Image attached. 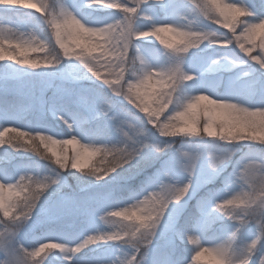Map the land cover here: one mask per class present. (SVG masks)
I'll use <instances>...</instances> for the list:
<instances>
[{
	"label": "snow or ice",
	"instance_id": "6c2138e0",
	"mask_svg": "<svg viewBox=\"0 0 264 264\" xmlns=\"http://www.w3.org/2000/svg\"><path fill=\"white\" fill-rule=\"evenodd\" d=\"M178 2L179 0H167L165 4V0H131L129 5L128 0H83V4L78 7L60 3L57 11L56 8L50 7L49 0H0V7L14 9L24 5L26 9L42 12L43 19L53 24L70 23L75 16L85 20L89 27L102 30L106 37L100 42L105 45L104 54L97 52V41L89 39L84 51L79 53V59L71 55L64 57L77 60L86 70L87 77L99 82V90L95 95L84 90L77 92L73 98L70 91H61L46 102V110L63 124L67 131L52 132L46 124H40L27 133L19 131L27 128L20 125L19 121L27 111L28 105L22 99L3 98L0 99V128L6 132V125H15L12 132L16 135L12 139L16 143H12V139L5 141L4 132H0V146H10L13 151L24 149L37 153L39 143L32 142L37 133H51L50 136L53 137H79L80 141H84L94 151L102 148L106 154L115 156L112 166L94 172L97 182L106 179L113 182L120 179L122 171L126 170L125 165L140 168L142 162L158 159L156 154L171 147V138H198L196 151L181 147L175 157L162 162L160 168L141 181L136 191L142 199L135 198V193L131 198L135 200L131 205L135 209L134 212L154 200L159 203L152 220L145 221L143 216L134 217L132 220L138 224L137 232L140 228L148 229L145 238L140 244H129L132 252L127 255V259L105 261L103 264H185V256L193 252L188 246L189 242L197 247L201 244L213 246L200 248L196 258L202 253H208L218 264H226L231 240L249 224L254 226V234L244 241L255 240L256 245L251 250L248 264H260L261 257L264 256V156L258 161L254 158L255 150L250 149L248 159L239 162V166H234L232 172L225 174V170L237 151L233 145L239 142L264 145V134L259 130L253 131L264 126V80L254 78L245 97L233 94L210 95L207 91L200 90L201 73L189 71L184 65L189 50L203 44L214 46L217 50L233 52L231 57L217 56L211 60L207 70H214L213 66L219 67L220 60H229V66L253 62L264 69V0H259L258 5H250L249 0H235L224 5H221L219 0H186V13L181 14L180 19L174 18L172 11ZM95 9H112L114 14L106 22L96 25L88 22L90 12ZM189 16L216 23H221L223 18V27L230 29L231 35L221 34L219 39L210 41L207 39L205 28L192 27ZM181 19L186 23H182ZM215 31L219 32V29ZM162 32H176L188 43L181 48L167 40L160 42L165 45L162 53L165 61L154 66L143 57L135 41L153 40V37L156 40L160 37L162 40ZM258 34L261 41L260 50L253 52L256 47L255 37ZM242 40L246 42H241ZM4 44L5 38L0 34V61H15L14 64L30 69L56 66L50 62L37 67L34 60L19 59L31 47V41L20 39L15 44L20 52L19 57L6 53ZM218 44L223 47H217ZM107 53H119L124 63L128 56L134 55L145 67L152 68L153 71L145 72L137 78L121 68L118 83H114L117 77L106 71L107 63L113 62ZM244 75L248 73L245 72ZM189 81L193 82L191 86L195 90L194 94H181L183 86ZM121 87L126 89L123 98L119 96ZM103 89L119 98V112L114 111V102ZM213 102L230 105L238 103V114L227 112L222 106L213 105ZM72 104L77 107L72 108ZM153 104L156 105L152 109L153 114L141 111V108H148ZM129 105H133L139 112H134ZM201 113L205 118L203 121L199 119ZM102 118L105 125L96 124L94 127L93 122ZM173 121L177 123H172ZM217 125H220L219 129ZM109 131L119 138L117 142L101 139ZM152 133L167 138L169 142L150 144ZM159 133L164 135L160 136ZM224 133L227 135L224 136ZM25 136L29 138L26 142ZM149 146L153 150L152 153L145 154L140 160H134ZM89 155V150L85 149L76 158L77 163L87 162ZM201 158L207 160L206 166L200 164ZM9 160L10 156L6 152L0 154V211L8 218L4 221V231L0 232V264H42L43 258H34L40 256L45 249L49 250L45 252L46 257L58 250L65 264H79L73 261V256L85 248L107 242L124 244L123 241L129 239L128 233L109 229L88 232L73 244L63 241L57 232L58 221L62 216L78 214L82 219L94 217L105 220L109 214L115 212H108L107 209L119 208L124 202L114 198L111 193L99 198L95 206H84L76 198L63 194L58 200L51 201V197L59 192L60 174L64 171L76 172L75 169L66 168L64 162L60 161L55 164L54 169H50L52 174H33L25 167L13 176L8 168ZM176 168L185 174L184 179L176 180L172 177V171ZM218 178L220 185L215 186ZM11 181H15V184ZM53 185H57L56 189L52 188ZM5 188L9 190L10 196L13 194V188L18 189L15 195L20 196L23 193L22 198L6 200ZM21 201L23 211L19 210ZM193 201L194 203L190 204ZM236 208L246 210L239 219L231 215V211ZM39 214L44 215L48 221V225L39 232V239L61 242L40 243L39 246H46L44 248L23 242L21 233L23 231L27 236V229L33 232L31 241L38 242L35 239L38 225L35 218ZM223 220L229 221V224H221L219 235L215 232L209 235L212 226ZM137 232L131 234L133 240L137 239ZM192 233L199 235L197 237Z\"/></svg>",
	"mask_w": 264,
	"mask_h": 264
},
{
	"label": "rangeland",
	"instance_id": "374dc122",
	"mask_svg": "<svg viewBox=\"0 0 264 264\" xmlns=\"http://www.w3.org/2000/svg\"><path fill=\"white\" fill-rule=\"evenodd\" d=\"M119 2V0H116ZM129 5H131V0H128ZM221 5L230 4L235 2V0H219ZM69 4L73 7H78L83 4V0H49V5L52 8H56L59 11V4ZM167 4V0H165ZM250 5H258L259 0H249ZM20 8H4L0 7V34H3L5 38L4 51L8 54L20 56V52L16 49L15 44L20 41L17 37L24 33H32L40 39H50L51 28L46 24L45 20L41 16L42 12H35L34 10L26 9L24 5L19 6ZM187 3L186 0H179L178 5L172 10L174 18L180 19L181 14L186 13ZM18 10V11H17ZM258 10V9H257ZM16 12V13H13ZM114 14L112 9H95L90 12L88 16V22L99 25L107 20H109ZM31 15V16H30ZM159 15V12H157ZM192 21V27L194 29L198 28H213V30L219 29L220 34L231 35V30L223 27L222 19L221 23H216L215 21H204L201 18L189 16ZM182 23L186 21L181 19ZM210 23L211 25H209ZM139 26V25H138ZM187 30V29H185ZM166 40L169 39L171 33L162 32L160 34ZM27 39V36L24 37ZM145 40L135 41L137 47L140 49L141 54L147 60L148 63L152 65H158L165 61L163 49L165 45L161 44L160 41L156 40L155 37ZM246 42V41H241ZM260 36L259 34L255 37V45L253 52H258L260 50ZM235 43V41H233ZM217 47H223V45H216ZM237 51L240 49L237 46ZM237 52V54H238ZM243 55V53H241ZM233 55L232 51L229 50H217L214 46H205L201 45L198 48L191 49L186 54L185 65L184 67L192 72L201 73V88L200 90L207 91L210 95H226L233 94L241 97H245L249 93L251 81L259 77L261 80H264V69H261L259 65L249 62L244 65H235L229 66V60H220L218 61L219 67L213 66L214 70H207L209 68L210 61L215 59L217 56L231 57ZM29 59H36V55L33 53L29 54ZM246 59V58H245ZM15 61H0V99H22L26 105H28L27 111L24 113L22 119H20L19 124L26 126L27 128H22L19 131L29 132L32 128L37 127L40 124H46L50 131L56 133L66 132L67 129L63 124L58 122L47 110L46 102L49 101L54 95L58 94L61 91L71 92L72 97H75V94L80 91L86 90L89 94L95 95L99 90V82L94 78L89 79L86 75V70L82 65L79 64L74 58L63 59L59 65L54 67H41L38 69H30L26 66H20L14 64ZM103 74V69H101ZM247 72L248 75H244ZM191 81L186 82L181 90V94H194L195 90L192 88ZM105 94L114 102L115 109L114 111H120L119 98L111 95L107 89H103ZM127 104V102L125 101ZM72 108L77 107L76 104L71 105ZM125 107H127L125 105ZM134 112H139L138 109H135L133 105H129ZM167 111V110H165ZM141 115H143L141 113ZM171 115V113H169ZM199 119L203 121L205 118L203 113L200 114ZM132 123V121H130ZM96 124L100 126L105 125V120L102 118L99 121H94L93 126ZM8 131L4 132L3 128H0V132H4L3 139L5 141L12 139L16 134L12 132V129L15 125H6ZM151 127V125H149ZM202 128V123L200 125ZM49 135L51 133H48ZM29 138L25 136V142ZM54 139L57 140H69L70 136L59 135L55 136ZM79 140V137H77ZM101 139L115 143L119 139L114 133L109 131L107 135L101 137ZM84 143V141H80ZM85 142L86 138H85ZM169 142L167 138L159 137L154 133L150 134V144L151 143H164ZM171 147L165 149L163 152L156 154L158 159L144 163L140 168H130V165H125V171H122L120 179L113 182L105 181L97 182L94 177L85 176V175H76L68 177L65 172L60 174L58 178L59 192H56L55 195L51 197V201H56L59 199L60 195H68L79 200L84 206H95L98 199L103 197L106 193H111L114 198L120 199L124 203H121L119 208H109L108 212L127 209L130 213L134 212L135 209L131 207L135 203L133 194L135 193V198L142 199L137 193V189L141 181L147 177L151 176L158 168L161 167L162 162L169 160L170 157H175L177 150L181 147L186 150L196 151V145L198 144V138H187V137H174L171 138ZM12 143H16L12 139ZM119 146V145H118ZM41 150L43 146L41 145ZM73 145H69V151ZM233 147L237 148V151L234 153L230 162L227 165L225 174L232 172L234 166H239V162L249 158L250 149L255 150L254 158L258 161L261 160L264 156V145L256 144L253 142H239ZM46 155H51L46 152ZM7 153L10 156L8 161V168L15 176L18 170H23L25 167L27 170L31 171L33 174L37 172L41 175L43 174H52L49 167V161L43 159L38 153L33 151H13L10 146L4 145L0 146V154ZM153 150L151 147H147L142 150L141 156L135 157L134 160H140L145 154L152 153ZM200 164L206 166L207 160L201 158ZM20 166L18 169L17 166ZM121 171V170H118ZM172 177L176 180H182L185 178V174L176 168L172 171ZM17 179L19 177L17 176ZM15 184V181H11ZM220 185V179L218 178L215 182V186ZM57 185H53L52 188L56 189ZM19 191L16 188H13L12 195L10 196L9 190L5 188L4 195L5 199H16L19 200L22 198L23 193L20 196H16L15 193ZM235 194V193H233ZM47 198V193L45 194ZM194 203L193 202H190ZM15 211V210H13ZM191 211V206L189 208ZM12 213H10L11 216ZM103 215V213H101ZM8 218L3 216L2 211H0V232L4 231V221ZM38 221V225L35 231V239L38 242L31 241L33 232L31 229H27V236L24 232L21 233V239L25 244L33 243V247H39L40 243L51 244L59 243L61 241H49L45 239H39V232L48 225L47 218L39 214L35 218ZM121 219V218H116ZM135 222V221H133ZM223 225L229 224V221H217L212 226V231L209 232V235H212L215 232L219 235V228ZM112 229L110 224L106 220H98L94 217H89L87 219H82L78 214L64 215L58 221L57 232L61 236L63 241L73 244L83 236L91 231L96 230H109ZM94 234V233H89ZM254 234V226L252 224L247 225L245 228L241 229V232L237 236V242L250 239ZM198 237V233H192ZM188 246L195 251H199L200 248H211L212 245L201 244L197 247L195 244L188 243ZM183 247V246H181ZM31 250V249H30ZM48 249H45L41 252L40 256L35 257L34 259H44L42 264H65V261L61 258V254L58 250L53 254H50L48 257L45 256V252H48ZM132 252L130 245L121 244L119 242H107V243H98L96 245L89 246L82 250L80 253L73 256V261L79 262V264H103L105 261L113 260H125L127 255ZM195 252H192L194 255ZM67 255V253H65ZM187 256H185V259ZM208 253H202L201 256L197 257L195 260L191 261V264H208L210 260Z\"/></svg>",
	"mask_w": 264,
	"mask_h": 264
},
{
	"label": "clouds",
	"instance_id": "9594fccd",
	"mask_svg": "<svg viewBox=\"0 0 264 264\" xmlns=\"http://www.w3.org/2000/svg\"><path fill=\"white\" fill-rule=\"evenodd\" d=\"M100 2V0H97ZM209 19H212L211 12L209 13ZM46 24L51 28L50 39H40L33 35L32 33H24L17 37L18 39L31 41V47L26 50L19 59L27 58L29 59V54L33 53L36 55L34 59L37 67L54 63L59 65L65 56L71 55L79 59V53L84 51L86 43L89 39L97 41L96 50L98 53L104 54L103 49L105 45L100 43L105 40V34L102 30L89 27L88 23L85 20L77 19L75 16L72 17V22L70 23H59L53 24L50 21L45 19ZM171 36L167 41L172 42L173 45H177L183 48L188 42L184 40L178 33L170 32ZM207 39L210 41H215L220 38V33L213 30V28L206 29ZM27 36V39L24 37ZM161 43L166 39L161 40L160 37H157ZM110 59L113 60L112 63H107L106 71L110 75L116 76L117 80H114V83H118L119 74L121 68L125 69L130 75L140 78L145 72L153 71L152 68L145 67L139 60L136 59L134 55H130L127 58L126 63L122 62L123 58L119 53H107ZM33 60V59H30ZM126 89L121 87L119 96L124 97ZM111 93V92H110ZM115 97V94L111 93ZM207 100L208 97H205ZM132 101H129L131 103ZM160 101H157L159 103ZM139 103V101H137ZM213 105L217 107H223L225 111L231 112L233 114L237 113L238 103L237 104H227L224 102H213ZM166 107V105H164ZM156 105L153 104L148 108H141V111L146 113L153 114L152 109ZM182 122V121H180ZM172 123H177L173 121ZM171 127V125H169ZM220 125H217L219 129ZM259 130L264 134V126L259 129H253V131ZM160 136H163L164 133H159ZM227 133H224L226 136ZM182 137V136H179ZM223 138V137H222ZM33 143H39V146H43V150L50 153L51 155H46L45 151L41 150L39 147L38 154L43 157L44 160L49 161V167L55 168V164L60 161L64 162V166L68 169H75L77 173L85 176L94 177L95 171L106 170L108 167L112 166L115 161V156L106 154L101 148L99 151H94L88 144L81 143L75 136H72L69 140H57L53 136L45 135L43 133H37L33 137ZM73 145L69 151L68 146ZM85 149L89 150V158L87 162L77 163L76 158L83 152ZM0 207H2V200H0ZM159 203L157 200L152 201L146 207H141L134 213H129L127 209L117 210L109 214L105 220L110 224L111 228L114 231L119 233H128L129 239L123 241L124 244L129 245L130 243L140 244L141 241L145 238V233L148 231L147 228H140L137 232L138 224L133 223L132 220L134 217L138 218L143 216L145 221H150L154 218V213L158 209ZM20 211H23V201L20 202ZM244 208H236L231 211V215L234 218L239 219L244 213ZM251 214V211L248 213ZM121 218V219H116ZM137 232V239L133 240L131 234ZM256 241H241L237 242V237L231 240V248L228 252V260L226 264H248L249 256L251 250L255 247ZM45 245H40L39 248H44ZM194 255L190 254L185 259V264H191L196 258L199 251H195ZM208 264H218L215 259H210ZM260 264H264V256L261 257Z\"/></svg>",
	"mask_w": 264,
	"mask_h": 264
},
{
	"label": "trees",
	"instance_id": "16d2710c",
	"mask_svg": "<svg viewBox=\"0 0 264 264\" xmlns=\"http://www.w3.org/2000/svg\"><path fill=\"white\" fill-rule=\"evenodd\" d=\"M18 11V10H17ZM13 13H16V12H13ZM2 13H1V11H0V15H1ZM31 16V15H30ZM65 173H66V175H68V177H72V176H75L74 174H78V175H81V174H79V173H77V172H70V171H64Z\"/></svg>",
	"mask_w": 264,
	"mask_h": 264
}]
</instances>
